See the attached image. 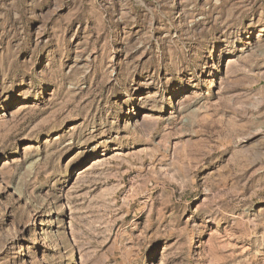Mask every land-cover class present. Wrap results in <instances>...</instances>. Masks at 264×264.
I'll use <instances>...</instances> for the list:
<instances>
[{
    "label": "rangeland",
    "instance_id": "374dc122",
    "mask_svg": "<svg viewBox=\"0 0 264 264\" xmlns=\"http://www.w3.org/2000/svg\"><path fill=\"white\" fill-rule=\"evenodd\" d=\"M0 264H264V0H0Z\"/></svg>",
    "mask_w": 264,
    "mask_h": 264
}]
</instances>
